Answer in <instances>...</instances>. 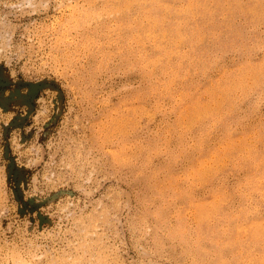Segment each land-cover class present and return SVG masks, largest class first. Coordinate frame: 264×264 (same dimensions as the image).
<instances>
[{"label": "rangeland", "instance_id": "obj_1", "mask_svg": "<svg viewBox=\"0 0 264 264\" xmlns=\"http://www.w3.org/2000/svg\"><path fill=\"white\" fill-rule=\"evenodd\" d=\"M263 175L264 0H0V264H264Z\"/></svg>", "mask_w": 264, "mask_h": 264}, {"label": "bare ground", "instance_id": "obj_2", "mask_svg": "<svg viewBox=\"0 0 264 264\" xmlns=\"http://www.w3.org/2000/svg\"><path fill=\"white\" fill-rule=\"evenodd\" d=\"M221 5H219V7H220ZM218 8V7H217ZM196 9L194 8V12H196L195 11ZM214 10V9H213ZM192 11V10H191ZM204 11V10H203ZM206 11V10H205ZM215 11V10H214ZM178 12V11H177ZM225 14V13H224ZM179 16V15H178ZM185 16V15H184ZM199 20V19H198ZM216 25V24H215ZM199 33V32H198ZM252 158V157H251ZM261 158V157H260ZM264 176V175H263ZM263 193V192H262ZM192 198V197H191ZM246 208V207H245ZM251 212V211H250ZM245 213V212H244ZM208 214V213H207ZM202 216V215H201ZM233 217V216H232ZM234 218V217H233ZM232 219V218H231ZM204 221V220H203ZM253 225H255V224H253ZM230 226V225H229ZM261 231V230H260ZM211 232V231H210ZM254 235H256V233L254 234ZM259 235V234H258ZM242 239V238H241ZM227 244V243H226ZM226 246V245H225Z\"/></svg>", "mask_w": 264, "mask_h": 264}]
</instances>
